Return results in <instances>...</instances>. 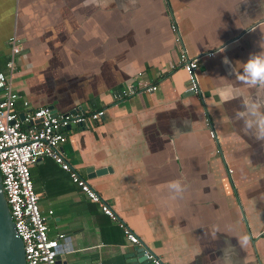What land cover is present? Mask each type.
Wrapping results in <instances>:
<instances>
[{
    "label": "crops",
    "instance_id": "obj_1",
    "mask_svg": "<svg viewBox=\"0 0 264 264\" xmlns=\"http://www.w3.org/2000/svg\"><path fill=\"white\" fill-rule=\"evenodd\" d=\"M172 22L199 57L201 98L187 93ZM13 35L19 111L105 110L66 129L62 151L118 220L52 159L30 168L48 235L70 237L61 264H152L125 226L165 264L264 263V141L235 121L239 99L214 94L264 95L232 73L264 50V0H0V71ZM90 166L110 170L88 178Z\"/></svg>",
    "mask_w": 264,
    "mask_h": 264
},
{
    "label": "built area",
    "instance_id": "obj_2",
    "mask_svg": "<svg viewBox=\"0 0 264 264\" xmlns=\"http://www.w3.org/2000/svg\"><path fill=\"white\" fill-rule=\"evenodd\" d=\"M170 27L179 49L177 64L187 74L186 90L201 98L197 76L199 57L188 53L176 23L172 22ZM9 43L10 53L6 70L0 71V173L3 191L15 231L23 242L26 264H61L59 257L73 250L70 237L63 233L54 237L48 235V216L40 210L39 194L35 190L30 168L41 158L52 159L68 173L71 181L90 201L99 205L105 215L112 220H118L114 210L90 183L71 167L62 151V145L67 140L65 130L68 127L85 125L88 121H99L104 117L105 110L101 108L57 113L50 107L31 108L28 102L24 101V111H19L17 101L21 95L13 85V77L16 72L15 57L21 50L20 40L13 35L9 38ZM211 54L212 52L208 53ZM156 89L157 85H150L145 90L151 92ZM205 114L208 132L212 138L217 139L211 120L207 113ZM219 151L220 149L216 150ZM124 235L131 244L144 248V255L152 264H165L132 229L125 226Z\"/></svg>",
    "mask_w": 264,
    "mask_h": 264
},
{
    "label": "clouds",
    "instance_id": "obj_3",
    "mask_svg": "<svg viewBox=\"0 0 264 264\" xmlns=\"http://www.w3.org/2000/svg\"><path fill=\"white\" fill-rule=\"evenodd\" d=\"M224 63L230 64L227 58ZM232 73L241 84L264 89V50L250 54L246 61L240 62V69L234 67ZM214 94L219 96L221 102L239 99L240 109L234 114L235 121L241 123L243 129L256 140L264 141V95L244 96L230 84L221 85ZM168 187L175 194H181L184 190L180 181H173Z\"/></svg>",
    "mask_w": 264,
    "mask_h": 264
},
{
    "label": "water",
    "instance_id": "obj_4",
    "mask_svg": "<svg viewBox=\"0 0 264 264\" xmlns=\"http://www.w3.org/2000/svg\"><path fill=\"white\" fill-rule=\"evenodd\" d=\"M191 94V92H187ZM53 110V109H52ZM56 112L55 110H53ZM69 128V127H68ZM110 170L109 167L95 169L92 166L86 168L87 177L100 175ZM232 172V171H231ZM136 248L142 253L144 260H147L144 255V248L136 245ZM65 255H61L60 262ZM140 262V260H137ZM0 264H26L24 255V246L21 238L17 235L12 216L7 205L5 194L2 186V178L0 173ZM264 264V263H263Z\"/></svg>",
    "mask_w": 264,
    "mask_h": 264
}]
</instances>
